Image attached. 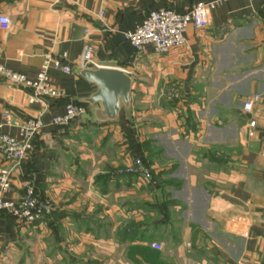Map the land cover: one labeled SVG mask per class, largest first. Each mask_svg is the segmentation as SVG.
Masks as SVG:
<instances>
[{
	"label": "crops",
	"instance_id": "0c3cea01",
	"mask_svg": "<svg viewBox=\"0 0 264 264\" xmlns=\"http://www.w3.org/2000/svg\"><path fill=\"white\" fill-rule=\"evenodd\" d=\"M199 2L215 7L183 46L137 54L124 38L151 11ZM2 14L0 64L33 79L50 55L70 72L49 69L61 95L36 103L0 84V135L41 122L24 159L0 155L5 197L31 184L51 205L36 223L0 211V264H264V0H0ZM87 44L133 78L130 121L51 123L94 91L76 70ZM135 158L150 181L123 173Z\"/></svg>",
	"mask_w": 264,
	"mask_h": 264
},
{
	"label": "built area",
	"instance_id": "2783aa9c",
	"mask_svg": "<svg viewBox=\"0 0 264 264\" xmlns=\"http://www.w3.org/2000/svg\"><path fill=\"white\" fill-rule=\"evenodd\" d=\"M214 3H197L187 11H176L172 9H158L151 11L133 31L125 32L124 38L130 43L137 54H142L148 47L156 54H165L173 48L185 44V31L189 25L202 28L207 25L210 12L214 9ZM10 20L6 15H0V28L7 30L10 27ZM87 30H85V33ZM95 48L87 44L80 56L79 66L94 63ZM55 69L69 73L70 68L63 62V59L45 55L37 75L27 78L24 74L15 72L0 64V84L28 90V102L36 103L43 98L58 97L61 94L50 83L48 70ZM260 96L254 94L242 103V111L249 113ZM82 112V108L72 103L65 106L64 113L51 118V123L56 126H65L74 117ZM254 125V121L249 123ZM41 122L38 119L28 120L19 127L16 136L7 134L0 135V155L7 162L17 164L32 151V140L39 133ZM264 156V144L262 147ZM125 174L137 175L141 181L148 182L150 169L141 158H135L131 166L123 170ZM10 190V170L0 169V211L15 218L20 222H39L49 211L50 202L38 197L35 188L31 184L25 186L24 194L17 200L6 199L5 195ZM155 250H161L158 243H151Z\"/></svg>",
	"mask_w": 264,
	"mask_h": 264
},
{
	"label": "water",
	"instance_id": "95a60500",
	"mask_svg": "<svg viewBox=\"0 0 264 264\" xmlns=\"http://www.w3.org/2000/svg\"><path fill=\"white\" fill-rule=\"evenodd\" d=\"M78 74L93 85V93L86 99L72 104L82 112L68 124H104L119 120L130 121L131 90L133 78L122 68L104 67L88 63L77 67ZM98 105V114L91 115L90 107Z\"/></svg>",
	"mask_w": 264,
	"mask_h": 264
},
{
	"label": "rangeland",
	"instance_id": "374dc122",
	"mask_svg": "<svg viewBox=\"0 0 264 264\" xmlns=\"http://www.w3.org/2000/svg\"><path fill=\"white\" fill-rule=\"evenodd\" d=\"M144 161V160H143ZM144 163L146 164V162L144 161ZM147 165V164H146ZM148 166V165H147ZM149 167V166H148ZM149 169L151 170V168L149 167ZM150 179H151V173H150Z\"/></svg>",
	"mask_w": 264,
	"mask_h": 264
},
{
	"label": "trees",
	"instance_id": "16d2710c",
	"mask_svg": "<svg viewBox=\"0 0 264 264\" xmlns=\"http://www.w3.org/2000/svg\"><path fill=\"white\" fill-rule=\"evenodd\" d=\"M150 173H151V170H150ZM125 174V173H124ZM128 175V174H127ZM148 181H150V179L148 180Z\"/></svg>",
	"mask_w": 264,
	"mask_h": 264
}]
</instances>
